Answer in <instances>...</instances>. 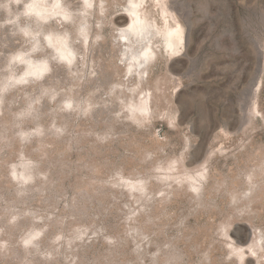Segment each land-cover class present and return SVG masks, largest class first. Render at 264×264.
<instances>
[{"label":"rangeland","instance_id":"obj_1","mask_svg":"<svg viewBox=\"0 0 264 264\" xmlns=\"http://www.w3.org/2000/svg\"><path fill=\"white\" fill-rule=\"evenodd\" d=\"M28 1L0 0V264H264V0H167L182 41L147 62L121 55L123 2L99 24L93 3L69 67ZM59 1L75 21L48 30L71 33L77 0ZM143 14L154 38L160 12L148 0ZM18 53L49 71L1 89Z\"/></svg>","mask_w":264,"mask_h":264},{"label":"bare ground","instance_id":"obj_2","mask_svg":"<svg viewBox=\"0 0 264 264\" xmlns=\"http://www.w3.org/2000/svg\"><path fill=\"white\" fill-rule=\"evenodd\" d=\"M13 1L16 2V0ZM118 1L123 2V9L118 12L117 8H115L117 3H114L113 6H110V12L112 14L116 13L115 19L120 17L123 18V20H127L125 24L124 22L114 23L119 30V33L116 36L118 37L119 43L122 47L120 52L123 57L126 51V53L130 54V56L132 57H137L135 54H139L138 56L142 57L144 62H147V59L151 57L154 51V43L163 40L165 42V48L169 49L173 46L176 47L181 43L182 29L179 26L178 22L175 21L174 27H171L169 25V20L171 19L173 21L172 13L174 12V10H179L177 6L174 5L173 1L169 2L167 0H149L152 6L154 8H157L160 12L159 16L161 27L159 29H156V31L154 32L157 35L154 38L148 37V35L150 34L148 30V27L150 26V20L143 14V7L148 0ZM93 3H95L96 5V10L98 13L96 16V19H98L97 23L99 24L103 21L102 13H104V10H107V6L109 4L107 0H77L79 14L76 16L77 20L74 24L73 31H71L72 34L69 32H65V34L63 31V33H57L52 30H48L49 23L52 24L54 22L58 25L63 26L72 20L75 21V19L73 18L74 16H71L72 18L70 19L68 9H66V7L59 0H29L26 4H31V9L28 10L25 7L23 9L24 13L26 12L25 16H27L28 13L30 14V16L33 15L36 19L42 20L39 27L37 28L38 30H40L42 26L43 28H45L42 33L41 40H43V42L47 46V50H49L51 56L57 60L56 62L69 67L72 64L71 62H73L74 60V40L77 39L80 42L82 49H87V40L90 30L88 25L89 15L91 14V6ZM25 33L29 32L26 30ZM37 35L38 31L36 30L29 33L31 41L30 51H32L34 47H39ZM32 53L36 54L39 52H37V50H33ZM175 53H178V50H175L173 52V54ZM17 55H22V60L14 61L13 57ZM15 56L11 57L9 61L20 64L23 68V71L18 76L9 75L1 85V89L5 88L9 83L12 84V82L24 83L28 80L38 81L49 71V65L46 64V62H35L30 58V56H24L23 53H18ZM44 59L46 60L45 57ZM251 87L249 89V95L251 96L252 100V93L256 95L259 90V79L256 80V83L253 86V88L255 89L253 90V88ZM71 101V98L65 100V103L63 105L66 107L65 109H67L68 106L72 105ZM138 103V106L130 104L129 109L138 108L139 110H142V112H145L147 108L145 106L144 98H142ZM29 170L30 169L26 166L22 167L21 173L17 175L20 178L21 182H27V180L31 178V173ZM11 173L15 175V170L13 169ZM129 185H132L135 188H139L141 187L142 183L140 181H137L135 184L130 183ZM37 234L38 231L28 233L25 236L24 241H28V239H30L29 243H32V239L36 238L38 236ZM256 248L257 250H260L261 246H258ZM243 249L244 258L257 260V255L250 248V246H244Z\"/></svg>","mask_w":264,"mask_h":264},{"label":"water","instance_id":"obj_3","mask_svg":"<svg viewBox=\"0 0 264 264\" xmlns=\"http://www.w3.org/2000/svg\"><path fill=\"white\" fill-rule=\"evenodd\" d=\"M255 47H256V51H257V53L258 54H260L261 53V50H260V48L255 44ZM260 68H261V64L259 63L258 64V68H257V75L255 76V78H254V80H253V83H252V87L251 88H253V86L255 85V83H256V80H258V76H259V74H260ZM255 88H253V90H254ZM252 95L254 96V93H252Z\"/></svg>","mask_w":264,"mask_h":264},{"label":"clouds","instance_id":"obj_4","mask_svg":"<svg viewBox=\"0 0 264 264\" xmlns=\"http://www.w3.org/2000/svg\"><path fill=\"white\" fill-rule=\"evenodd\" d=\"M21 2H22V0H16V3H17V4H19V3H21ZM31 7H32L31 4H26V5H25V8L28 9V10H30ZM16 20H17V21L19 20V16L16 17ZM22 58H23L22 55H17V56H15V57H13V60H14V61H15V60H22Z\"/></svg>","mask_w":264,"mask_h":264}]
</instances>
